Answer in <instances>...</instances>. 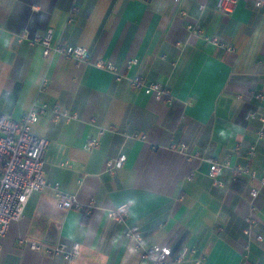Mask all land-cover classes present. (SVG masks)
<instances>
[{"label": "crops", "instance_id": "0c3cea01", "mask_svg": "<svg viewBox=\"0 0 264 264\" xmlns=\"http://www.w3.org/2000/svg\"><path fill=\"white\" fill-rule=\"evenodd\" d=\"M215 2L0 0V111L20 118L34 102L46 104L32 125L48 139L45 178L81 206L61 211L51 187L32 192L2 239L0 264H154L126 237L129 226L139 228L143 248L176 255L188 246L205 264H264V184L242 172L233 179L228 167L220 185L208 175L211 160L264 175V122L246 117L264 113V98L248 97L264 93V7L239 1L226 12ZM24 29L50 30L53 42L85 46L89 56H44L39 44L16 39ZM98 58L125 77L115 80ZM131 58L137 63L128 66ZM134 74L166 86L170 101L132 89ZM54 106L69 116L55 118ZM90 138L98 145L88 147ZM119 152L125 161L106 172ZM124 202L125 221L110 219L107 211ZM30 240L76 241L81 251L66 260L31 249ZM191 258L169 264H196Z\"/></svg>", "mask_w": 264, "mask_h": 264}, {"label": "built area", "instance_id": "2783aa9c", "mask_svg": "<svg viewBox=\"0 0 264 264\" xmlns=\"http://www.w3.org/2000/svg\"><path fill=\"white\" fill-rule=\"evenodd\" d=\"M177 1V0H175ZM239 1L247 0H216L215 8L229 12L231 8ZM254 5L257 8L264 7V0H254ZM74 7L69 11V18ZM181 14H185L183 10ZM187 28H193L191 22L187 23ZM16 39L18 41H26L29 45L39 44L42 47V54L49 56L53 54H61L65 57L73 58L75 60H87L89 56L88 48L81 45H74L63 42H53L52 32L45 30L43 32L30 33L27 29L17 33ZM205 41L211 42L214 45L225 50H231L232 46L221 40L216 35L204 36ZM137 58L128 60V66L136 64ZM97 67L109 71L115 80H121L125 75L118 70L116 65L104 58H98L95 63ZM129 86L132 89L143 90L146 94H153L156 98L165 96L167 101H170V90L163 84L156 81H146L144 77L139 74H134L128 77ZM42 89V87H41ZM248 97H255L262 99L264 93L249 92ZM47 106L44 103L38 104L34 102L20 118H13L10 115L0 111V247L2 239L5 236L10 223L19 219L25 209L28 198L34 191H40L51 187L54 191L55 205L61 210L65 211L72 207L80 208V204L74 194H70L61 190L57 184H50L44 175V152L48 144V139L44 136L36 134L32 130V125L37 120L38 115L46 110ZM55 118L66 116V111H61L57 106L52 108ZM247 118H257L264 122V113L255 111L247 112ZM262 130H257V136L261 137ZM134 136L145 138L144 134L135 133ZM99 143L98 138H90L87 140V146L92 148ZM175 147V145H171ZM181 149H185V145H180ZM236 149L238 147H235ZM254 153V146H250L248 150V157ZM126 156L123 152H119L117 156L107 158L105 161L104 170L113 174L115 169L120 167L125 161ZM228 167L231 171L232 178L235 179L238 174L246 173L252 179H256L259 185L264 184V175L256 177V171L247 166H231L227 160L218 162L211 160L208 168V175L214 185H220L218 174L222 168ZM259 187L254 185L250 187L249 193L251 196L258 194ZM92 203V202H91ZM91 207V204L89 205ZM129 215V204L127 202L116 205L107 211V216L118 222L123 223ZM251 222L249 217L246 218ZM248 233V228L244 229ZM126 237L132 239L135 246L142 250V257L152 261L154 264H169L171 262H182L187 259H192L196 264H205L202 256L194 257L196 248L184 246L180 251L174 255L167 246H150L142 247L143 237L137 226H129L125 230ZM257 239L261 240L262 236L257 235ZM22 241V240H21ZM31 249H43L46 254L53 256H62L66 260H72L79 255L81 251V244L79 242L66 243L58 241L51 244H44L36 240L28 241Z\"/></svg>", "mask_w": 264, "mask_h": 264}]
</instances>
